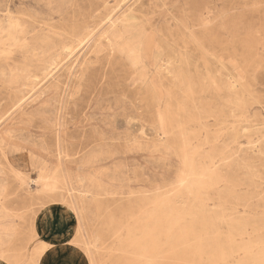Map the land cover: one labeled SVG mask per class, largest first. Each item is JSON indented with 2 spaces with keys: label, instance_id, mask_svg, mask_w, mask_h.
Wrapping results in <instances>:
<instances>
[{
  "label": "rangeland",
  "instance_id": "1",
  "mask_svg": "<svg viewBox=\"0 0 264 264\" xmlns=\"http://www.w3.org/2000/svg\"><path fill=\"white\" fill-rule=\"evenodd\" d=\"M261 69L264 0H0V264H264Z\"/></svg>",
  "mask_w": 264,
  "mask_h": 264
},
{
  "label": "snow or ice",
  "instance_id": "2",
  "mask_svg": "<svg viewBox=\"0 0 264 264\" xmlns=\"http://www.w3.org/2000/svg\"><path fill=\"white\" fill-rule=\"evenodd\" d=\"M260 80L261 83L259 85V91L257 92L256 88L252 87L250 89V95L252 97L253 104L256 103V96H259V104L261 107V111H264V69H261L260 71ZM253 81L255 82V76H253ZM261 130L264 131V126H262ZM74 211L79 212V209H74ZM92 264H95V262L93 261Z\"/></svg>",
  "mask_w": 264,
  "mask_h": 264
},
{
  "label": "bare ground",
  "instance_id": "3",
  "mask_svg": "<svg viewBox=\"0 0 264 264\" xmlns=\"http://www.w3.org/2000/svg\"><path fill=\"white\" fill-rule=\"evenodd\" d=\"M210 8H211V7H210ZM203 9H204V8H203ZM203 9H202V10H203ZM202 10H201V11H202ZM213 12H214V11H213ZM195 13H196V12H195ZM208 13H209V12H208ZM121 14H122V13H121ZM209 15H210V14H209ZM209 15H208V16H209ZM118 16H119V15H118ZM120 18H121V17H120ZM124 18H125V17H124ZM212 18H213V17H212ZM109 19H110V18H109ZM208 19H209V17H208ZM126 20H128V19H126ZM126 20H125V21H126ZM140 20H141V19H140ZM208 21H210V20H208ZM210 22H211V21H210ZM119 23H120V22H119ZM117 25H118V24H117ZM212 27H213V26H212ZM215 27H216V25H215ZM215 27H214V28H215ZM122 29H123V28H122ZM210 29H211V28H210ZM212 29H213V28H212ZM121 31H122V30H121ZM121 31H120V32H121ZM215 31H216V29H215ZM105 34H106V33H105ZM109 35H110V34H109ZM190 35H191V34H190ZM84 38H85V37H84ZM208 38H209V37H208ZM144 39H145V38H144ZM144 39H143V40H144ZM146 39H148V37H147ZM108 40H109V39H108ZM74 41H75V40H74ZM196 41H197V40H196ZM107 42H109V41H107ZM102 43H103V42H102ZM226 43H227V42H226ZM202 44H203V43H202ZM144 46H145V45H144ZM146 46H147V45H146ZM115 47H116V46H115ZM205 48H206V46H205ZM97 49H98V47H97ZM124 49H125V48H124ZM158 52H159V51H158ZM161 52H162V51H161ZM206 52H207V51H206ZM122 53H123V52H122ZM175 54H176V53H175ZM175 54H174V55H175ZM145 56H146V55H145ZM169 56H170V54H169ZM167 57H168V55H167ZM171 57H172V56H171ZM175 57H176V56H175ZM146 58H147V57H146ZM184 58H185V57H184ZM175 60H176V59H175ZM175 60H174V61H175ZM205 61H206V60H205ZM211 61H212V60H211ZM175 62H176V61H175ZM206 62H207V61H206ZM209 64H210V63H209ZM209 64H208V65H209ZM185 66H186V65H185ZM187 67H188V66H187ZM184 70H185V69H184ZM184 70H183V71H184ZM211 70H212V69H211ZM211 70H210V71H211ZM186 71H187V70H186ZM184 72H185V71H184ZM209 73H210V72H209ZM192 74H193V73H192ZM184 77H185V76H184ZM188 78H189V77H188ZM192 79H193V78H192ZM187 81H188V80H187ZM230 247H231V245H230ZM4 249H5V248H4ZM229 250H230V249H229ZM231 251H233V249H232ZM234 251H235V250H234ZM225 254H226V253H225ZM228 254H229V253H228ZM228 254H227V255H228ZM231 254H232V253H231ZM1 256H2V255H1ZM231 256H232V255H231ZM225 257H226V256H225ZM230 258H231V257H230ZM126 264H127V263H126Z\"/></svg>",
  "mask_w": 264,
  "mask_h": 264
}]
</instances>
